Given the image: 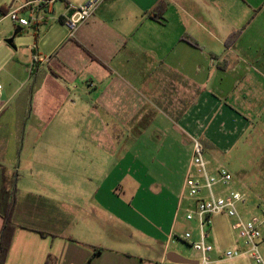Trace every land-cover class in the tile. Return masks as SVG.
<instances>
[{
    "label": "crops",
    "instance_id": "0c3cea01",
    "mask_svg": "<svg viewBox=\"0 0 264 264\" xmlns=\"http://www.w3.org/2000/svg\"><path fill=\"white\" fill-rule=\"evenodd\" d=\"M28 1L0 0V192L18 176L6 264H200L170 248L197 229L193 142L212 171L250 156L264 126V0H103L72 35L70 6L88 0L26 6L24 27L8 13ZM164 199L165 237L146 215L160 218Z\"/></svg>",
    "mask_w": 264,
    "mask_h": 264
},
{
    "label": "built area",
    "instance_id": "2783aa9c",
    "mask_svg": "<svg viewBox=\"0 0 264 264\" xmlns=\"http://www.w3.org/2000/svg\"><path fill=\"white\" fill-rule=\"evenodd\" d=\"M55 0L28 1L20 8L9 7L8 17L21 26H28L29 21L18 17V12L29 5L50 4ZM103 0H88L81 7L70 6L71 15L66 20V26L71 35L96 11ZM2 85H0V113L6 106L1 99ZM232 174L226 168L212 171L205 157L204 148L197 140L193 142V155L188 174L185 178L184 189L188 196L193 199V209L188 211L187 220L197 223L198 238L194 239L191 232H186L182 239L194 251L200 255V264H215L210 255L215 251L214 245L209 242L211 238L212 218L218 215H226L236 218L240 225V237L244 241L245 249L235 247L227 250L219 258L234 260L236 258H249L254 264H264L262 251L264 229V205L260 207L261 216H252L244 220L238 205L245 201V195L238 191L218 190L219 187H227L232 182Z\"/></svg>",
    "mask_w": 264,
    "mask_h": 264
},
{
    "label": "rangeland",
    "instance_id": "374dc122",
    "mask_svg": "<svg viewBox=\"0 0 264 264\" xmlns=\"http://www.w3.org/2000/svg\"><path fill=\"white\" fill-rule=\"evenodd\" d=\"M260 130L253 135L251 143L252 148L250 150V156H245L242 162H238L233 160L229 165H226L225 168L232 174L233 180L227 187H219L218 190H228V191H238L240 193L247 194L249 192L248 200L244 207H239V212L241 217L244 220H248L252 216H261L262 212L260 207L264 205V126H259ZM243 166L246 167V170L249 169V173L245 171L246 179L244 181V187H248L247 192L238 184L239 180V168ZM252 177V180H249ZM244 179V178H243ZM186 198L192 200L187 192H185ZM246 197V196H245ZM166 202V203H165ZM193 200L190 202L192 204ZM163 211L161 213V217L159 218V213L156 215V219L154 217L153 212L149 211L146 213L148 217V221L153 222L156 226L161 225L163 228L162 234L164 237L166 236V232L168 229V225L170 222V212L168 209L171 207L170 204L167 205L166 199H164ZM193 209L191 206L189 210ZM241 210V211H240ZM185 210L182 211V215L184 216ZM211 238L209 242L214 245L216 252H214L217 264H254V262L249 258H238L234 260H224L219 259L218 256H222L227 250L233 249L235 246H240L241 248H245L244 241L240 237V225L236 218H230L226 215H218L212 218L211 225ZM193 233L196 231L197 236H199L198 231L195 228L190 229ZM187 230L182 228L178 230V236L184 235ZM157 232H159L157 230ZM191 232V233H192ZM192 233V235H193ZM177 235V234H176ZM156 236H161L158 233ZM172 250H176L181 253H189L192 257H197L191 247L187 246L185 242L178 237H173L171 247ZM262 251L264 253V229H263V241H262ZM125 252V251H124ZM214 258V257H213Z\"/></svg>",
    "mask_w": 264,
    "mask_h": 264
},
{
    "label": "trees",
    "instance_id": "16d2710c",
    "mask_svg": "<svg viewBox=\"0 0 264 264\" xmlns=\"http://www.w3.org/2000/svg\"><path fill=\"white\" fill-rule=\"evenodd\" d=\"M18 176L14 175L12 178L9 191L2 194L0 192V216L3 219V224L0 230V264H6V259L11 247L14 232L17 228L13 221L14 211L17 205L18 197ZM42 235H45L42 233ZM101 252L98 249L94 252V255Z\"/></svg>",
    "mask_w": 264,
    "mask_h": 264
},
{
    "label": "water",
    "instance_id": "95a60500",
    "mask_svg": "<svg viewBox=\"0 0 264 264\" xmlns=\"http://www.w3.org/2000/svg\"><path fill=\"white\" fill-rule=\"evenodd\" d=\"M23 32L24 31H23L22 27L16 26L14 31H13V33H12V36L7 40V42L9 44H13L16 39L21 37ZM167 259H168V261H170L172 263H176V264H197V262H195V261L184 259V258H182V257H180V256H178L177 254H174V253H170L167 256Z\"/></svg>",
    "mask_w": 264,
    "mask_h": 264
}]
</instances>
